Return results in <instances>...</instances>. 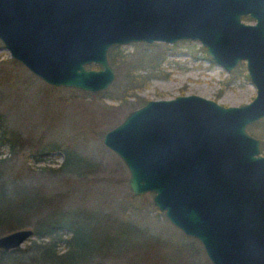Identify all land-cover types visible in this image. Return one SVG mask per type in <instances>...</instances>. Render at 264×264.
Segmentation results:
<instances>
[{"label":"water","instance_id":"obj_1","mask_svg":"<svg viewBox=\"0 0 264 264\" xmlns=\"http://www.w3.org/2000/svg\"><path fill=\"white\" fill-rule=\"evenodd\" d=\"M185 39L226 71L244 61L254 96L238 105L195 93L148 99L102 143L127 169L130 192H151L211 264H264V154L246 129L264 117V0H0L2 46L49 85L105 90L110 46ZM32 232L1 234L0 249Z\"/></svg>","mask_w":264,"mask_h":264},{"label":"rangeland","instance_id":"obj_2","mask_svg":"<svg viewBox=\"0 0 264 264\" xmlns=\"http://www.w3.org/2000/svg\"><path fill=\"white\" fill-rule=\"evenodd\" d=\"M241 20L254 21L247 15L241 16ZM140 54L151 56L156 67L154 74L136 87L138 82L131 83L127 71ZM107 57L114 70L108 87L84 91L41 81L12 58L0 42V113L8 127L4 136H10L13 142L0 146V156L7 159L5 172L23 186L40 188L45 196L51 197V207L56 205L53 199H60L61 209L47 211L48 215L78 226L86 236L93 230L97 240L107 241L109 245L88 264H178L175 245L181 240L194 246L198 263L211 264L200 243L171 225L153 205L151 192L140 195L130 192L127 169L103 145L102 136L128 110L148 99L195 93L223 105L249 101L255 87L248 78L244 61L226 71L206 55L198 40L190 39L171 44L133 41L113 45ZM91 67L97 66L91 63ZM148 71L136 67L133 72ZM246 129L259 138L260 152L264 154V117L248 124ZM52 143L66 145L98 161V171L84 179L61 176L58 183L39 172L36 174L38 166L56 167L62 161V152L57 147L42 149L35 156L38 148ZM56 194L60 197L53 198ZM120 220L143 227L145 236L137 239L124 226L115 229ZM31 239L33 236L19 247ZM167 240L171 246L163 245Z\"/></svg>","mask_w":264,"mask_h":264},{"label":"trees","instance_id":"obj_3","mask_svg":"<svg viewBox=\"0 0 264 264\" xmlns=\"http://www.w3.org/2000/svg\"><path fill=\"white\" fill-rule=\"evenodd\" d=\"M154 63L151 56L144 57L140 54L136 62L129 67L127 79L131 83L132 81L138 82L135 85L137 87L154 74L156 67ZM88 67H91V64ZM136 67L148 69L149 71L145 73L133 72ZM123 95L126 96L125 93ZM7 132L6 119L0 113V146L12 142L10 136V138L4 136ZM13 139L16 140L17 136H13ZM50 145L38 148L35 156L40 155L42 149L47 148L46 150H48L57 147L62 152L63 159L56 167L38 166L36 174L39 172V175L50 177L53 182L58 183L62 180H59L61 176L84 179L88 174L98 171V161L87 155L71 150L66 145L60 146L57 143ZM6 163L7 159L0 156V235L16 228L30 227L33 231V239L24 247L0 249V264H88L104 246L109 245L107 241L97 240L92 234L93 230H90L86 236L78 226L67 224L48 215L47 211L52 213L57 209H61L60 199H53L56 205L51 207L49 203L51 197L45 196L40 188L23 186V184L8 175L5 172ZM54 197L59 198L60 194H56ZM117 222L115 229L124 226L130 229L132 235H135L137 239L141 235L142 237L145 236L143 227L128 224L124 220ZM163 245L171 246L168 240ZM152 246L153 244L148 245V247ZM175 246L178 264H201L198 263L196 251L190 242L181 240ZM157 259L159 260V258ZM167 261L170 262V259L167 258Z\"/></svg>","mask_w":264,"mask_h":264},{"label":"flooded vegetation","instance_id":"obj_4","mask_svg":"<svg viewBox=\"0 0 264 264\" xmlns=\"http://www.w3.org/2000/svg\"><path fill=\"white\" fill-rule=\"evenodd\" d=\"M181 41V40H180ZM177 42V41H176ZM259 120V119H258ZM257 121V120H256Z\"/></svg>","mask_w":264,"mask_h":264}]
</instances>
